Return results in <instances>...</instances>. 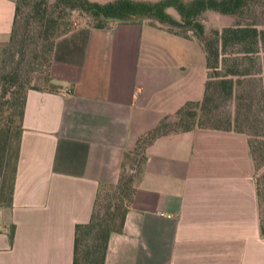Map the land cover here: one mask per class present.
<instances>
[{
	"label": "crops",
	"instance_id": "1",
	"mask_svg": "<svg viewBox=\"0 0 264 264\" xmlns=\"http://www.w3.org/2000/svg\"><path fill=\"white\" fill-rule=\"evenodd\" d=\"M15 12L0 0V42ZM208 72L197 38L149 20L59 36V90L28 91L12 205L0 201V264H74L76 225L100 187L119 180L142 134L203 98ZM262 210L246 133L168 127L146 147L104 264H264Z\"/></svg>",
	"mask_w": 264,
	"mask_h": 264
},
{
	"label": "trees",
	"instance_id": "2",
	"mask_svg": "<svg viewBox=\"0 0 264 264\" xmlns=\"http://www.w3.org/2000/svg\"><path fill=\"white\" fill-rule=\"evenodd\" d=\"M263 4L264 0H16L13 27L7 40L11 45L6 50L9 55L4 61L6 65L0 67V123L9 121L8 117L16 112L17 106L19 123L15 126L7 122L6 126L0 157V201L12 205L28 91L30 88L59 90L51 76L53 47L59 36L76 27L67 14L77 10L89 13L93 21L87 23L98 27L149 20L197 38L206 51L209 72L201 100L186 102L174 114V121H169L172 115L166 116L139 137L134 149L126 152L125 160L135 163L138 172L128 177L124 184L117 185L124 192V199L115 204L110 197L105 216L99 210L104 185L100 187L91 219L76 225L74 264H104L110 235L123 230L142 172L146 147L169 126H174V130L195 127L235 130L248 135L263 207L264 232V170L262 175L257 172L264 167V62L259 60L264 51V24L257 18L249 20L246 17L251 11L256 14V7ZM207 10L232 15L235 20L206 35L200 18ZM46 40L50 44L43 51L41 46ZM40 55L43 58L39 71L49 84L48 88L31 85L30 72L36 71L33 65ZM26 64L29 77L23 79L21 74ZM224 99H234L233 111L220 109ZM126 196L128 200L124 203Z\"/></svg>",
	"mask_w": 264,
	"mask_h": 264
},
{
	"label": "rangeland",
	"instance_id": "3",
	"mask_svg": "<svg viewBox=\"0 0 264 264\" xmlns=\"http://www.w3.org/2000/svg\"><path fill=\"white\" fill-rule=\"evenodd\" d=\"M55 1V0H50ZM99 1H105V0H99ZM172 12L176 13L175 10L172 8L171 10ZM70 19L73 21L74 26H78L80 24L83 23H87V22H91L93 21V17L87 13V12H80L77 10H73L70 14H67ZM247 19L252 20L254 18L259 19V21L264 24V4L263 5H259L256 7V14H254V12H250V14H248ZM201 21H203L205 28H206V35H209L212 33V30L214 28H222L226 25L231 24L234 20L235 17L229 14H224L221 12H218L216 10H207L204 12V14L201 16ZM50 44V41L46 40L44 41L43 45L41 46V48L43 47V51L47 48ZM11 45L8 44V41H3L0 43V67L1 65H6V63H4V61L6 60V58L9 55V52H7L6 54V50L9 49ZM260 63L264 62V51L261 52L260 54ZM42 55H40L37 59L36 62L34 63V67L36 71L30 72V76H31V85L33 86H37L40 88H48L50 87L49 84L45 81V79H43V77H41V71L42 70ZM259 63V62H258ZM257 63V65H258ZM29 65L26 64V66H24V69L22 71L21 77L23 79L29 77L28 75V69ZM37 89V88H34ZM2 100V99H0ZM221 101V100H220ZM222 107L220 108L221 110L227 109L230 111L234 110V99H224L221 103ZM17 110H19V106H17L16 108V112L15 113H11L10 116L8 117V120H3V122L0 123V157L3 155V145L5 142V138H6V131H7V122L11 125H18L19 123V114H17ZM14 111V110H13ZM12 117V118H11ZM174 114L172 115V118L169 120L170 122L174 121ZM169 130H174V126H169ZM138 155V154H137ZM136 155V157H138ZM143 156L140 155V160L142 161ZM264 167L260 168L257 170L258 174L262 175L261 173H263ZM138 171L136 170V165L135 163H132L130 160L126 159L124 160V164L120 173V177L119 180L115 183H109L104 185V189L102 190V194H101V199L99 201V210L101 212L102 216L106 215V211H107V205H108V200L110 199V197H112V200L114 201L115 204L119 203V201H122V199H124V192L120 190V187H117V185L120 184H124L125 180L130 177L132 174H136ZM121 180V181H120ZM128 197H125L124 203H127ZM91 237V235L88 237Z\"/></svg>",
	"mask_w": 264,
	"mask_h": 264
},
{
	"label": "water",
	"instance_id": "4",
	"mask_svg": "<svg viewBox=\"0 0 264 264\" xmlns=\"http://www.w3.org/2000/svg\"><path fill=\"white\" fill-rule=\"evenodd\" d=\"M166 24H168V23H166Z\"/></svg>",
	"mask_w": 264,
	"mask_h": 264
}]
</instances>
